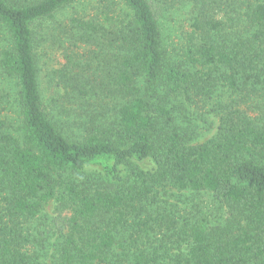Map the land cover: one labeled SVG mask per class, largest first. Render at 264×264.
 <instances>
[{
    "label": "trees",
    "instance_id": "1",
    "mask_svg": "<svg viewBox=\"0 0 264 264\" xmlns=\"http://www.w3.org/2000/svg\"><path fill=\"white\" fill-rule=\"evenodd\" d=\"M175 1L0 0V264H264V0H200L224 20L194 7L170 53ZM67 6L65 93L109 123L43 101L36 27ZM193 98L219 113L199 143Z\"/></svg>",
    "mask_w": 264,
    "mask_h": 264
},
{
    "label": "rangeland",
    "instance_id": "2",
    "mask_svg": "<svg viewBox=\"0 0 264 264\" xmlns=\"http://www.w3.org/2000/svg\"><path fill=\"white\" fill-rule=\"evenodd\" d=\"M231 1V0H229ZM200 6L210 16L224 20L226 7L223 3L220 6H214L212 10L210 5H203L200 0H176L171 4L170 9L165 13V18L161 22V31L163 34L164 47L168 52H175V47L180 41L184 31L188 30L189 18L194 7ZM72 17V8L64 7L57 11L52 19L42 21L36 27L37 53L40 65V86L43 95V101L47 109H54L56 106L66 107L70 110L78 108L89 118L100 120V122L109 123L110 115L113 111V102L109 103L98 90L94 89L95 94H85L77 101H68L65 89L69 85L71 78L72 63L87 62L86 47L78 45L69 36L68 28L70 18ZM3 43V30L0 26V48ZM73 71H79L77 67ZM227 98V97H226ZM224 98V99H226ZM193 98L191 102L184 100L176 114V119L182 122L183 126H192L195 129L193 142H202L206 140L214 131L218 124L219 113L212 111L213 104L203 103L201 100ZM256 100V99H255ZM179 101V99H178ZM193 101V102H192ZM83 102V103H80ZM11 123L17 122L16 113H10ZM108 118V120H105ZM73 128V127H71ZM54 203L51 202L45 208L46 217H50L53 212ZM44 215V216H45ZM48 224V220L44 222ZM49 230V229H48Z\"/></svg>",
    "mask_w": 264,
    "mask_h": 264
}]
</instances>
